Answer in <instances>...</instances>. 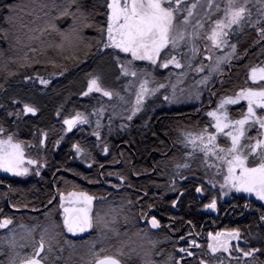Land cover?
Returning <instances> with one entry per match:
<instances>
[{
  "label": "trees",
  "instance_id": "obj_1",
  "mask_svg": "<svg viewBox=\"0 0 264 264\" xmlns=\"http://www.w3.org/2000/svg\"><path fill=\"white\" fill-rule=\"evenodd\" d=\"M81 2L87 22L81 18L73 24L70 17L55 19L60 13L58 5L64 0H0V124L15 133L16 141L32 144L30 157L45 164L38 177L0 174V220L11 219L14 227L37 229L54 224L60 238L47 264H80L70 263L68 259L71 253L60 218L61 194L79 191L98 198L109 196L100 201L97 211L105 210L103 204L117 208L119 237L132 238L144 228L143 217L148 216L151 208L160 215L164 209L173 214L169 204L178 200L181 190L185 191V196L179 201V207L195 208L199 203L195 196L197 188L206 187L205 183L197 182L204 179L200 166L190 165L187 172L181 168L179 174L175 171L177 162H187L188 153L179 142L182 134L196 133L204 127L213 131L209 126L211 119L204 110L206 106L168 109L163 93H159L147 98L142 111L128 126H121L125 121L111 125L100 122V141L92 134L96 120H104L100 114L91 116L89 124L66 131L65 119L77 113L97 112L106 102L98 94L83 95L92 78L99 77L104 88L117 92H122L126 82L114 57L100 49L98 43L101 37L97 29L105 25L109 1ZM51 21H55L61 31L75 27L79 39L66 43L61 50L56 46L61 37L45 31ZM258 27L241 22L232 29L230 40L243 59L233 61L234 67L222 75L225 78L221 84H213L214 100L246 88L249 71L256 62L257 65L263 62L264 39ZM41 79L48 83H40ZM25 104L34 107L36 114L23 113ZM77 144L83 150L81 155L75 151ZM185 176L187 181L181 184ZM119 177L124 179L119 180ZM56 194L58 200L51 205ZM192 208L184 215L198 224ZM235 209L234 217L228 215L225 219L229 226L242 231L243 242L239 249L260 248L261 252L249 260L253 264H264V219L261 218L264 204L251 202L243 195L235 196ZM9 256L10 251L1 244L0 264H9ZM228 260L230 262L226 263L213 259L211 264H239Z\"/></svg>",
  "mask_w": 264,
  "mask_h": 264
},
{
  "label": "snow or ice",
  "instance_id": "obj_2",
  "mask_svg": "<svg viewBox=\"0 0 264 264\" xmlns=\"http://www.w3.org/2000/svg\"><path fill=\"white\" fill-rule=\"evenodd\" d=\"M193 3L189 8L184 0H109L107 3L106 21L104 27L97 30L100 33L99 46L106 54L112 55L119 66L120 72L125 77L136 78L139 90L133 91L134 104L128 109L126 119L131 121L137 113L141 112L145 104V100L156 96L161 89H165L169 85L156 79L154 72L158 69H169L172 65L176 69H183L185 66L192 67L191 59L197 54L194 42L199 39H206L211 44L209 48L222 49L230 47L232 51L225 57H217L215 65H210V71L203 78L202 83L207 84L213 73L219 71V66L223 62H227L231 55L235 52V46L229 42V34L233 25H241L245 19V6L238 4L237 0H227V6L223 9L224 18L217 19L215 26L211 28L210 33L205 32L203 36L197 35L196 32L187 33V26L190 23L189 18L192 17V9L196 8ZM60 9L59 15L55 18L59 20L63 17H70L73 24L78 19L87 22V17L81 11L83 4L81 0H64V3L58 5ZM219 10V8H217ZM186 13V15L184 14ZM86 26H91L86 23ZM198 28H203V24H199ZM45 31L55 33L61 37V41L57 47L61 50L66 43L79 39L78 30L72 27L69 31H61L55 21L49 22ZM261 34L264 35V28H261ZM181 46L188 47L192 53V57L187 58V65L181 63L177 59V55L184 57L185 54L180 52ZM111 49V52L107 50ZM35 50V49H34ZM209 49H205L208 51ZM163 53V55H162ZM121 54L124 60L121 61ZM203 59L211 60L212 56L203 57ZM146 61L148 67L139 69L135 62ZM197 72L203 71V65L196 69ZM251 80L255 83L258 80L264 81V68L259 70L253 68L251 71ZM40 83L47 84L48 81L41 79ZM151 85V87H150ZM131 86V85H130ZM99 92L104 97L112 98L113 92L102 88L99 77L92 78L88 84L87 91L83 93L88 96L90 93ZM119 100L124 102L125 97L116 93ZM199 93H197V96ZM164 100L168 101V95H164ZM171 99L175 101L178 97L173 89ZM241 101H246V111L240 113L239 119H233L229 114V106L239 105ZM131 103V101H127ZM18 103V102H17ZM23 113L36 114V109L25 104L22 109ZM100 109L97 112L77 113L72 119H65L64 124L67 125V131L71 132L77 125H85L90 123L91 116H99ZM11 115V114H10ZM211 118L210 127L214 132H209L208 127H204L195 134L185 132L182 134L183 139L179 142L185 148L192 147L193 153L197 150L204 153L205 156L214 157L219 162V167L215 164L208 165L216 169L218 175L222 174L223 182L220 184L224 195L230 192L246 193L249 197L255 196L259 201H264V85L258 89L246 87L232 95H226L219 100L215 110L206 113ZM96 130L92 133L99 138V129L101 127L100 120H96ZM253 129H256V136H249ZM15 133L9 132L0 124V170L5 173H11L13 176L23 177L29 174V168L26 165H36L35 174H40V161L28 159L25 161L24 145L14 140ZM223 137L225 146L221 147L218 140ZM76 153L83 154L80 145H75ZM107 153V147L103 148ZM252 158L251 163L249 158ZM91 168L92 165L88 164ZM181 168H190V164L177 162L175 164L176 174L180 173ZM226 169L221 173V169ZM123 180V177H119ZM185 179L187 177L185 176ZM173 182L170 180V183ZM215 187V183L212 184ZM115 187V185H113ZM131 187V185H129ZM202 189L197 188L200 192ZM147 195V193H145ZM55 199V197H52ZM95 197L87 193H70L68 196L60 195V207L63 209L64 218L63 226L69 233L77 234L90 230L93 222L89 216L90 206ZM52 200H49L51 203ZM65 202L69 204H81L84 207L73 209L65 207ZM131 203V201H130ZM217 207L216 200L213 199L207 205V208L215 210ZM264 219V216L261 217ZM152 228H158L159 222L155 217L150 221ZM12 224L11 219L0 220V229L8 228ZM104 233L102 232V236ZM211 236V234H209ZM239 231L229 233H218L211 236L213 244H210L212 252H229V244L231 240H239ZM55 236L48 234L45 229L38 241H35L34 252L26 257H20L19 261L14 257L9 264H45L47 254L53 250V242ZM97 243L101 246L97 251ZM196 245L195 240L192 241ZM9 248L15 251L17 242L15 236L7 240ZM47 248V253H46ZM181 253L185 252L184 248H180ZM243 257H253L257 252H261L260 248L249 249L244 251L240 249ZM110 250L104 246L103 239L93 242L90 246L87 257H82L83 264H120L117 258L123 253L117 250L115 255L109 254ZM45 253V255H41ZM19 253L15 256L19 257ZM188 256L192 253L188 252ZM175 264H180L176 261ZM247 264V262H246Z\"/></svg>",
  "mask_w": 264,
  "mask_h": 264
},
{
  "label": "rangeland",
  "instance_id": "obj_3",
  "mask_svg": "<svg viewBox=\"0 0 264 264\" xmlns=\"http://www.w3.org/2000/svg\"><path fill=\"white\" fill-rule=\"evenodd\" d=\"M184 2L189 8H191V5L193 3L197 5L195 9H192L193 15L192 17L189 18L190 23L187 26V33L191 34L193 32H196L198 37L203 36L205 32L210 33L211 28L215 26V21L217 19L222 20L224 18L223 9L227 6V0H184ZM237 3L245 6V19L242 21L243 24H246L248 26L251 25L253 27H256L258 25L259 31L261 30V28H264V0H237ZM217 8H219V10H217ZM184 14L186 15V13ZM199 24H203V28H198L197 26ZM235 26L236 25H233L232 29ZM231 31H230V34H231ZM230 34L228 37L229 42L231 45L235 46L234 42L230 40ZM261 39H264V35L262 34H261ZM210 44H211L210 41H207L206 39L198 38L194 42V46L198 50L195 57H192V53L189 51L188 47H184V46L180 47L179 51L184 53L185 56L181 57L180 55H177V59L180 60L181 63H185L187 65V58L192 57L191 59L192 67L191 68H188L187 66H185V68L183 69H176L174 68V66L170 65L169 69L161 68L154 72V75L158 81L164 82L166 85H169L168 87H166L165 89H161L160 92L157 93V95L159 93H163V97L164 95L169 96L170 99L166 101L168 105H166L165 108L167 106H168L167 108L169 109V108H172L173 106L191 105L199 109L202 106L204 107L206 106L204 108V110H206V113L208 111H212L216 109L219 101L213 99L216 94L213 88V84H216V83H218V85L221 84L225 78V77H222V75L227 74L228 68L234 67L233 61H237V62L241 61L243 57L241 55H238V52L236 51V46H235V52L231 55L229 60L227 62L221 63L219 66V71L213 73L208 83L204 84L202 83V81H203V78L209 74V71H210L209 66L215 65L217 57L228 56V54L232 51L230 47L222 48V49H212V48H209ZM205 49H209V50L205 51ZM209 54H211L212 56L211 60L203 59V57L208 56ZM122 60H124L123 54H121V61ZM135 63L139 69L148 67V62L146 61H137ZM201 65H203V71L197 72L196 69L200 68ZM253 68L257 70L264 68V60L261 63V65H257V62H256L255 66H253L251 70L249 71V76L247 80L246 87H253V88L258 89L261 85H264V81L258 80L257 82L254 83L251 80V71ZM123 78L126 79V82L124 83L125 85H124L122 92L120 91L117 92V91L106 89L102 86L101 82L99 81L102 88L113 92V96L111 99H109L108 97H104L102 93H99V92H93L88 95V96H92L94 94H98V95H101L106 100V102L103 104V107H102L103 111H101L100 113V117L104 119V120L100 119L101 123L102 121L103 122L105 121L107 125L108 124L111 125L117 121H120V122L125 121V123L121 125L125 127V126H128L129 123L132 122V120L128 121L126 119V116L128 114V109L135 102L134 97L132 96V93L133 91H138L139 87H138V84L136 83V78L125 77V76H123ZM173 89L175 90V94L178 97V99H176L175 101L171 99L172 94H173ZM116 93H119L120 96H124L125 101L124 102L120 101ZM197 93H199L198 96H197ZM129 100L131 101V103L127 102ZM146 101L147 99L145 100V102ZM246 104H247L246 101H241L239 105L229 106L230 116L233 119L238 118L240 115V113L238 114L239 110L245 107L244 110L246 111ZM234 116L236 118H234ZM207 118H210V117L207 116ZM78 126L80 125H77L72 130H74ZM65 127L67 131V125H65ZM208 131L214 132V129L213 131L211 130H208ZM248 135L255 137L256 129H253L250 133H248ZM95 137L98 141H100V137H101L100 134H99V138H97V136ZM223 141L225 142L223 137H221L218 140V143L220 144L221 147L225 146V143ZM18 142H21V141H18ZM21 143L24 145L25 161H27L28 159L37 160L35 158L30 157V149L33 148V145L29 143H25V142H21ZM185 151H187L188 153L186 155L187 162L185 163H188L190 165L196 164L194 166H200L203 169V173H204L203 181L209 185L207 188L210 189L209 192H211V194L219 195V199H217L218 201L225 202L227 198L232 197L233 194L234 196H241L243 194H246V193H236L233 191V192H230L228 195H224L223 190H221L220 188V184L223 182L222 174L218 175L215 168L208 166V165L215 164L216 167H219V162L215 161L214 157L205 156L204 153L199 152L198 150L195 153H193L191 146L186 148ZM78 155H81V154L78 153ZM249 159L251 163L252 158L250 157ZM26 166L29 168V174L27 176H23L20 178H28L32 176L38 177L41 175L42 171L45 168V164L40 163V174L36 175L35 174V168L37 167L36 165H26ZM183 171L187 172V168H184ZM224 171H226V169L222 168L221 173H223ZM0 174L19 178L18 176H13L11 173H5L2 170H0ZM182 180L185 182L187 181V179L185 178H182ZM213 183H215V187L212 186ZM91 186H95V185H91ZM115 188L120 189L118 188V186H115ZM73 192L77 194L87 193V192H79V191H72L70 193H73ZM69 194H66L64 196H68ZM87 194L91 196V194L89 193ZM107 198H109V196H107ZM107 198L95 197V199L92 201V204L90 206L89 216L90 214L92 215L94 213L93 225L96 226L97 228L95 229H98L99 231L95 236V240L93 241L91 239L89 243L85 241L86 240L85 238L79 239L82 241L79 244L76 243L77 242L76 240H72L70 242L71 244L69 245V251L71 255L68 258L70 263L83 264L82 257H85V258L87 257L90 246L93 244V242L100 241L102 239L104 242V246L108 248L110 251L120 250L118 247L117 248L115 247V242L112 240V239L118 238V234L116 231L117 228L115 227V224H117L116 219L119 215V210L117 208H113L111 206L105 205L104 208L108 209L107 211H109V209H112V210H110V212L104 211L103 213L96 215L98 213L97 208L101 205L100 201L106 200ZM65 207H71L73 209H78L84 206L81 204H69L65 202ZM59 208L61 210L60 218L62 219V222H63V218H64L63 209L60 207V205H59ZM143 220H145L144 217H143ZM145 227L157 232L159 235H163L165 233L164 230L163 231L161 230L162 229L161 225L158 228H152L151 225L150 227L148 226H145ZM45 229H48L49 235L55 236V241L53 242V248H54L56 246V238L58 237V233H57L58 230L54 227V224L44 225L40 229H37V228H31L27 226H15L14 227V223H13V224H10L8 228L0 229V235H1L0 245L2 244V246L5 247V249L10 251V256H9L10 258L8 257L9 262L14 257L17 259V261H19L20 257H26L28 255H31L34 252L35 241L39 240L41 234L44 233ZM65 230L67 229L65 228ZM102 232L104 233L103 236H102ZM158 234H156V236L160 237ZM12 236H15V240L17 242V247L15 251H13V249L9 248L7 245V240L11 238ZM241 236L242 235L240 234L239 240H233V241L239 242L241 239ZM100 246L101 245L97 243V251L99 250ZM129 247L133 249L134 253H137L140 256L147 255L150 249L146 243L144 244V243H137V242H132V241L130 242ZM232 248H229V252L218 251L217 254H219L220 256L240 255L241 259H231V261L238 262L239 264H246V262L247 264H253L252 260H249V259H253L252 257H243L242 252L238 251L237 246L234 247L233 249L234 253H233ZM123 250L124 252H126L125 249ZM16 253L20 254L19 257L15 256ZM46 253H47V248H46ZM52 253H53V250L51 253L47 254V259L50 258L49 256L52 255ZM41 255L43 256L45 255V253H42ZM215 260L225 261L226 263L227 261H229L228 259H215ZM142 261L144 262L143 264H146L145 259H142ZM45 263H47V260ZM208 264H211V263H208Z\"/></svg>",
  "mask_w": 264,
  "mask_h": 264
},
{
  "label": "flooded vegetation",
  "instance_id": "obj_4",
  "mask_svg": "<svg viewBox=\"0 0 264 264\" xmlns=\"http://www.w3.org/2000/svg\"><path fill=\"white\" fill-rule=\"evenodd\" d=\"M180 183H185V181L182 180ZM207 187L202 188L200 192H195L197 201H199L198 206L195 208L188 205L185 208L179 207V201L185 196V191L183 190H181L178 200L173 204H169L173 214L164 209L162 215H160L156 213L154 208H151L148 216H146L142 223L144 228L132 238H120L118 230L116 229L117 225H115L118 238L117 240H112L115 242V247H118L123 253V255L117 257L120 263L127 264L126 261H133L136 264H143L144 262L142 259H145L146 264H175L176 261H179L180 264H208L211 263L213 259H241L240 255L220 256L217 254L218 252L213 253L209 247L210 244H213L211 236L237 230L242 235V231L239 228L229 226L225 219L228 215L234 217L236 213L234 194L232 197L227 198L225 202H220L217 200L219 199V195L211 194V192H209L210 189ZM243 196L251 202L255 201L256 203L264 204V201L257 200L255 196L249 197L248 194H243ZM213 199L216 200L217 204L215 210L207 208V205ZM191 208L196 212V221L198 224L193 220H188L184 215L185 212L191 211ZM98 213L96 215H98ZM93 215L94 213L92 215L90 214L92 222ZM153 217H155L159 225L162 226L161 230L165 231L163 235H159L157 232L145 227H150V221ZM116 220L118 221V217ZM95 228L97 227L93 225L88 231L70 234L75 238H85V241L89 243L91 239L93 241L95 240V236L99 231ZM156 234L160 237H157ZM209 234H211V236ZM193 240H195L196 245H199V247L193 245ZM242 240L243 238L241 236L239 242L230 241L229 248H232L234 245L232 248L233 253L235 246H237L238 251L241 252L239 247L242 245ZM131 241L146 243L150 248L149 253L144 256L134 253L133 249L129 247ZM122 248L125 249L126 252H124ZM180 248H184L185 252L181 253L179 251ZM115 252L117 251H110L109 254L115 255ZM188 252H191L192 255L188 256Z\"/></svg>",
  "mask_w": 264,
  "mask_h": 264
},
{
  "label": "water",
  "instance_id": "obj_5",
  "mask_svg": "<svg viewBox=\"0 0 264 264\" xmlns=\"http://www.w3.org/2000/svg\"><path fill=\"white\" fill-rule=\"evenodd\" d=\"M57 200H58V195L56 194V197H55L53 203H51V205L54 204ZM51 205H50V206H51ZM120 264H121V263H120Z\"/></svg>",
  "mask_w": 264,
  "mask_h": 264
},
{
  "label": "bare ground",
  "instance_id": "obj_6",
  "mask_svg": "<svg viewBox=\"0 0 264 264\" xmlns=\"http://www.w3.org/2000/svg\"><path fill=\"white\" fill-rule=\"evenodd\" d=\"M116 225V224H115Z\"/></svg>",
  "mask_w": 264,
  "mask_h": 264
}]
</instances>
